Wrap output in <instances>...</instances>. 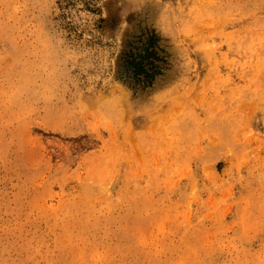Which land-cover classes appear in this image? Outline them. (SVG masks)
<instances>
[{
	"label": "rangeland",
	"instance_id": "obj_1",
	"mask_svg": "<svg viewBox=\"0 0 264 264\" xmlns=\"http://www.w3.org/2000/svg\"><path fill=\"white\" fill-rule=\"evenodd\" d=\"M0 264H264V0H0Z\"/></svg>",
	"mask_w": 264,
	"mask_h": 264
}]
</instances>
